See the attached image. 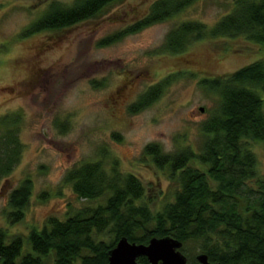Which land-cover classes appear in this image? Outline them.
<instances>
[{
	"label": "rangeland",
	"instance_id": "obj_1",
	"mask_svg": "<svg viewBox=\"0 0 264 264\" xmlns=\"http://www.w3.org/2000/svg\"><path fill=\"white\" fill-rule=\"evenodd\" d=\"M53 1L73 3L0 0V136L3 121L15 120L22 144L18 162L0 179V230L24 239L49 217L64 219L104 202L77 199L65 181L68 170L86 162L135 175L145 187L144 201L152 211L160 210L179 183L169 164L157 165L146 147L154 145L161 154L187 148L199 153L205 139L202 124L219 106V94L202 81L264 59V44L243 37H204L183 52L165 50L172 28L185 21L210 28L231 10L233 0H196L132 33L122 32L154 0H121L72 26L22 36ZM158 83H164L158 98L132 112L142 94ZM247 142L258 177H264V143ZM25 179L32 182L31 194L23 218L15 222L9 196ZM247 186L257 189L254 180ZM28 249L25 244L23 252ZM186 252L195 256L200 248L189 246Z\"/></svg>",
	"mask_w": 264,
	"mask_h": 264
},
{
	"label": "trees",
	"instance_id": "obj_2",
	"mask_svg": "<svg viewBox=\"0 0 264 264\" xmlns=\"http://www.w3.org/2000/svg\"><path fill=\"white\" fill-rule=\"evenodd\" d=\"M116 1L121 0H73L71 5L53 1L22 36L72 26ZM194 1L154 0L148 12L122 33L168 19ZM204 37H243L264 44V0H233L231 10L210 28L196 21L182 22L167 33L165 50L180 53ZM202 82L219 94V106L202 124L205 139L200 152L187 148L174 155L161 154L154 145L146 147L157 165L168 163L177 177L179 186L171 201L152 211L144 201L145 187L135 175L116 167L108 171L98 161L83 163L68 170L65 181L77 199L104 198V202L81 207L64 219L49 217L25 239L0 230V264H106L109 250L122 237L146 244L152 237L164 236L181 241L182 252L199 247L211 262L264 264V177H258L256 156L247 142L264 143V59ZM163 85H152L130 110L136 112L155 101ZM3 123L0 179L10 173L22 150L16 121ZM252 180L257 189L247 186ZM31 189V180L25 179L10 192L13 221L23 218ZM25 244L31 252H23ZM184 255L188 263L197 264L196 255ZM137 261L149 264L144 256Z\"/></svg>",
	"mask_w": 264,
	"mask_h": 264
},
{
	"label": "water",
	"instance_id": "obj_3",
	"mask_svg": "<svg viewBox=\"0 0 264 264\" xmlns=\"http://www.w3.org/2000/svg\"><path fill=\"white\" fill-rule=\"evenodd\" d=\"M200 110L204 109L200 107ZM181 246V241L171 236L152 237L146 244H136L122 237L109 250L106 264H140L137 259L142 256L149 264H190L180 250ZM195 258L197 264H220L211 262L205 253H198Z\"/></svg>",
	"mask_w": 264,
	"mask_h": 264
}]
</instances>
